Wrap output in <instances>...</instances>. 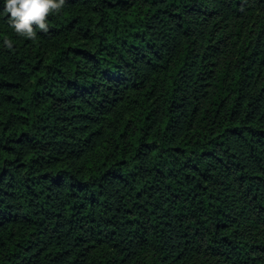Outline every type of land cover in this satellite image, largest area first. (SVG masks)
<instances>
[{
	"label": "trees",
	"instance_id": "obj_1",
	"mask_svg": "<svg viewBox=\"0 0 264 264\" xmlns=\"http://www.w3.org/2000/svg\"><path fill=\"white\" fill-rule=\"evenodd\" d=\"M46 20L0 0V264H264V0Z\"/></svg>",
	"mask_w": 264,
	"mask_h": 264
},
{
	"label": "clouds",
	"instance_id": "obj_2",
	"mask_svg": "<svg viewBox=\"0 0 264 264\" xmlns=\"http://www.w3.org/2000/svg\"><path fill=\"white\" fill-rule=\"evenodd\" d=\"M2 3L11 28L21 36L35 38V29L48 30V14L59 11L64 0H2Z\"/></svg>",
	"mask_w": 264,
	"mask_h": 264
}]
</instances>
